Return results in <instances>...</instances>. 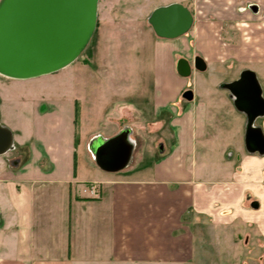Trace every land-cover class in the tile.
Instances as JSON below:
<instances>
[{"label":"crops","instance_id":"obj_1","mask_svg":"<svg viewBox=\"0 0 264 264\" xmlns=\"http://www.w3.org/2000/svg\"><path fill=\"white\" fill-rule=\"evenodd\" d=\"M173 2L189 5L185 0L164 5ZM188 7L193 25L177 39L166 40L169 69L167 76L157 77L155 101L163 105L187 83L172 70L179 51L193 54V61L197 55L203 57L206 69H196L194 75L203 87L198 93L193 91L192 108L172 125L178 140L171 156L151 168L129 167V163L122 170L108 172L97 165L88 139L97 134L109 138L118 132L108 136L91 132L82 143V127L94 113L74 93L73 74L65 78L70 88L62 99L56 98L54 87L34 95L19 88L22 82L42 79L56 84L62 78L60 72L71 69L74 73L75 61L33 78L0 74L1 123L21 129L20 134L13 133L16 149L32 141L26 151L18 148L16 168L7 158L9 169L0 170V224L4 225L0 227V264H184L193 253L187 214L214 216L216 202H225L227 196L226 178H216L227 173L222 164L200 162L225 158L214 155L210 148L215 143L205 138L206 128L224 127L221 110L229 108L225 96L234 103L230 92H218L215 84L222 87L246 68L259 66L264 71V0H192ZM235 61L242 64L237 76L227 80L217 75L226 73ZM198 94L203 98L196 101ZM78 100L79 129L75 121ZM19 106L34 115L32 125L24 124ZM135 111L130 101L127 109L105 110L104 125ZM238 111L247 125L246 114ZM197 137L210 147L209 152L197 147ZM187 138L194 140L193 152Z\"/></svg>","mask_w":264,"mask_h":264},{"label":"rangeland","instance_id":"obj_2","mask_svg":"<svg viewBox=\"0 0 264 264\" xmlns=\"http://www.w3.org/2000/svg\"><path fill=\"white\" fill-rule=\"evenodd\" d=\"M169 1L171 0H99L95 32L83 53L75 60L74 73H70L71 69L60 72L62 78L56 80V84L53 80L42 79L36 82H22L19 88L26 94L34 95L54 87L57 91L56 98L62 99L66 96L65 89L70 88L65 81L73 74L74 93L80 97L83 106L94 113L82 127V143L83 137L91 132L108 136L124 128H130L135 148L129 167L151 168L155 163H160L171 156L173 146L178 140L175 133L177 129L172 126L175 125L174 121L183 117L185 111L194 104L182 96L183 91L192 89L198 93L203 87V84L195 80L197 70L193 68L191 75L184 78L187 83L179 94L172 99L169 96L168 101L161 106L156 104L157 77L165 75L169 69L170 47L166 46L169 43L166 40H175L178 37L168 39L157 36L148 18L156 7ZM185 2L190 5L192 0ZM183 55L188 56L190 62H193V54L179 51L171 63L174 72H177L175 67L177 58ZM80 65L86 66L80 68ZM241 67L242 64L235 61L231 67L225 69L226 73L217 75L225 79L235 77ZM254 68L264 96V71L259 66ZM215 87L218 92L226 91L216 84ZM102 91L109 93V96L102 95ZM202 98L201 95H196V101ZM225 99L227 104L229 103V108L221 110L223 117L221 123L224 127L205 129L207 133L205 138L212 142L207 143L211 145L215 143L214 147L211 146V149L204 146L205 144L199 142V137L194 140L202 152H209L210 148L217 157H225L200 162L201 165L213 161L217 165L222 164L227 173L221 177L217 175L216 178H226L227 181L224 183L227 196L225 202L221 199L216 202L214 216L201 212L187 214L186 226L193 233L194 249L190 256H186L184 264H264V154L251 153L246 149V125L244 126L242 120L244 115L238 111L228 96H225ZM81 100L76 103L77 129L80 128ZM129 101L136 108L135 112L125 114L120 119L116 118L113 122H105L104 125L105 110L115 112L117 109H127ZM17 111L24 117L25 125L34 123V115L29 110L19 106ZM3 118L0 115V122ZM255 124H260L264 129V117ZM10 129L14 134L21 132L18 128ZM99 136L91 135L88 142ZM194 140L187 138L190 152L194 151L192 143ZM31 143L32 141H28L23 148L17 146L20 151H26ZM18 148L0 154V170L9 169L7 158H11L12 162L18 160L17 154L20 152ZM79 148L81 155L84 146ZM10 164L13 168L18 165ZM254 200L258 201V207L251 205ZM1 226L4 225L0 224Z\"/></svg>","mask_w":264,"mask_h":264},{"label":"water","instance_id":"obj_3","mask_svg":"<svg viewBox=\"0 0 264 264\" xmlns=\"http://www.w3.org/2000/svg\"><path fill=\"white\" fill-rule=\"evenodd\" d=\"M99 0H0V74L12 78H33L56 72L74 62L91 41L97 25ZM148 21L157 36L173 39L187 33L194 15L183 3L156 7ZM193 68L205 70L197 55L176 62L179 75L188 77ZM235 107L247 116L246 149L264 154V131L254 124L264 116V96L256 71L243 69L238 78L224 82ZM193 90L183 97L192 100ZM131 129L124 128L109 138L97 137L90 149L97 165L108 172L125 168L134 152ZM12 130L0 122V154L14 148ZM162 149V146H161ZM18 163V160L13 161ZM258 207V201L253 204Z\"/></svg>","mask_w":264,"mask_h":264},{"label":"flooded vegetation","instance_id":"obj_4","mask_svg":"<svg viewBox=\"0 0 264 264\" xmlns=\"http://www.w3.org/2000/svg\"><path fill=\"white\" fill-rule=\"evenodd\" d=\"M260 81V80H259ZM262 86V85H261ZM262 93H263V88H262ZM247 117V116H246ZM263 117L264 116H260V117H258L256 120H255V122L257 121V120H259L260 118H262L263 119ZM255 122H254V124H255ZM256 125V124H255ZM256 126H260L261 127V125L260 124H257ZM262 129H263V127H262ZM263 131H264V129H263ZM246 146V145H245ZM256 200H254V201H252L251 202V205L253 206V204H254V202H255ZM246 241H248V240H246Z\"/></svg>","mask_w":264,"mask_h":264},{"label":"trees","instance_id":"obj_5","mask_svg":"<svg viewBox=\"0 0 264 264\" xmlns=\"http://www.w3.org/2000/svg\"><path fill=\"white\" fill-rule=\"evenodd\" d=\"M77 113H78V109H77V107H76V116H77ZM75 121H76V123H77V117H76ZM76 136H77V135H76Z\"/></svg>","mask_w":264,"mask_h":264},{"label":"built area","instance_id":"obj_6","mask_svg":"<svg viewBox=\"0 0 264 264\" xmlns=\"http://www.w3.org/2000/svg\"><path fill=\"white\" fill-rule=\"evenodd\" d=\"M14 148H15V147H14ZM14 148H13V149H14Z\"/></svg>","mask_w":264,"mask_h":264}]
</instances>
